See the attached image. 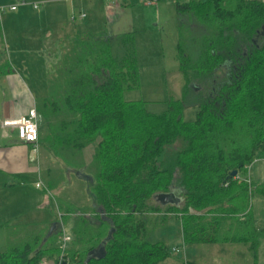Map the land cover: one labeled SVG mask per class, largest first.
<instances>
[{
	"label": "trees",
	"instance_id": "1",
	"mask_svg": "<svg viewBox=\"0 0 264 264\" xmlns=\"http://www.w3.org/2000/svg\"><path fill=\"white\" fill-rule=\"evenodd\" d=\"M174 10L184 87L182 100L170 101L160 114L148 112L144 102L122 99L138 84L132 51L122 44L130 35L68 39L45 80V94L35 99L45 132L39 143L88 181L93 216L84 209L61 211L65 204L58 197L60 221L75 215L69 248L60 254L61 222L55 221L50 236H33L0 253V264L162 262L169 251L145 240L140 217L156 211L148 201L166 193L179 199L167 211L179 222L183 245L242 244L255 264L264 228L255 226L247 204L252 197L264 199V182L242 174L264 158V2L175 0ZM9 71L2 62L0 75ZM188 95L197 108L184 120ZM93 144L83 168L79 154ZM231 172L236 175L229 177ZM101 245L102 254H89Z\"/></svg>",
	"mask_w": 264,
	"mask_h": 264
},
{
	"label": "rangeland",
	"instance_id": "2",
	"mask_svg": "<svg viewBox=\"0 0 264 264\" xmlns=\"http://www.w3.org/2000/svg\"><path fill=\"white\" fill-rule=\"evenodd\" d=\"M19 1L0 0V8L3 9L0 13V33L2 35L3 29L5 31L7 30L5 18L10 14L8 7L10 4L17 5ZM24 1L27 4L25 6L31 7V0ZM70 1L53 0L50 4V7L54 9L56 18L64 23L66 22L68 25L72 16V12L68 8ZM86 2L93 3L92 6L90 4L89 8H97L98 10L96 14L87 12V18L82 21L90 25V32L97 35L105 32L112 38H121L125 35H130L127 41L128 43L125 44L123 40L122 44L132 51L138 71V84L134 90L124 91L122 93V99L125 101L144 102L146 110L153 114L163 113L167 109L170 101H181L184 81L178 72L176 61L177 15L174 10L175 0H157L156 4L151 6L143 5L140 0H116L118 8L117 10L112 9L111 12L117 18L112 23L105 24L104 26L102 24L107 21L104 5L106 4L109 8L113 6L107 0H86ZM98 2L103 3V6L99 7ZM178 2L181 3L182 1L178 0ZM43 5V3L40 4L38 8H42ZM79 10L80 13H85L83 12L85 9L79 8ZM77 12L75 11L73 13L75 23H79L80 21V19L78 21L76 18L79 14ZM192 28L195 30V25ZM58 30L59 28L56 25L50 29L54 37L50 40L49 44L54 45L52 51L45 53V55H49L48 59L41 58L34 53L27 54L25 58L26 64L34 69V71L29 72L24 77L25 79L28 77L29 80H35L33 82L34 88H32L35 99L41 98L45 94V82L41 81L42 73H40V70H44L45 64L48 62L51 67L56 66L55 63L60 57L62 50L68 45V38H61L60 35H56L55 32H58ZM216 75L218 77L221 76L220 72L216 73ZM194 100L195 97L193 95L185 97V103L182 104L181 108V114L184 120L193 118V113L197 108L193 104ZM38 125L39 140H41L45 132L40 121H38ZM93 149L94 144L85 147L80 152L79 161L83 168H86L91 162ZM32 155L34 161L30 165L37 167L38 177L36 174L28 176L25 180L26 192L16 193L17 196L21 195L24 208L35 204L34 201L39 202V199L43 202V198H45L48 203L47 207L41 212L35 209L31 212L48 219L52 217V219L61 222L64 218L62 217L61 221L58 218L54 201L59 197L60 199L63 198L62 200L65 204L61 208V211L64 208L70 212L84 209L87 212L85 216H93L92 211H90L91 200L87 196L90 189L88 181L84 180L82 175H75V170L65 168L40 143L38 144L37 152ZM255 167L264 169V160L260 159L255 161L251 170L246 171L242 176L252 179L253 175H251V171ZM81 171L89 175L85 170ZM38 181H40L42 187L37 190L34 189V183ZM252 182L255 183L254 179H252ZM175 197L178 198V196ZM15 199L16 196L13 195L12 202ZM148 205L156 211L140 217L145 222L144 238L148 242H160L164 244L170 255L169 258L157 264L189 263H185V261H190L191 264H253L247 247L242 244L183 245L179 222L174 218L173 213L167 211L170 205H161L154 198L148 201ZM247 210L255 226L259 229L263 228L264 201L255 199L254 197L248 199ZM97 212L102 214L98 209ZM163 215L165 217L164 222L160 219ZM63 216L66 217V215ZM74 217V214H70L66 222L72 223ZM61 235L62 237L72 238L69 224L61 222ZM4 236H6L4 233L0 235V252L7 251L9 248L7 242L4 240ZM68 245L69 242H66L65 247H61L60 254L69 248ZM174 248L178 250L177 253L172 252ZM256 257L255 264H264V240L260 241L256 251ZM42 261L50 264L54 260L44 259ZM71 264L76 263L72 262Z\"/></svg>",
	"mask_w": 264,
	"mask_h": 264
},
{
	"label": "crops",
	"instance_id": "3",
	"mask_svg": "<svg viewBox=\"0 0 264 264\" xmlns=\"http://www.w3.org/2000/svg\"><path fill=\"white\" fill-rule=\"evenodd\" d=\"M30 2L43 3L44 5L40 9L19 6L15 11H9L12 15L9 14L5 18L7 30L3 29V35L0 33V64L6 61L10 68L8 73L0 75V235L3 233L6 235L3 238L9 246L8 249L27 241L29 237L47 232L52 223L59 221L52 219V217L48 219L31 212L33 209L39 210V212L44 210L48 204L45 198H43V202L39 199V202L34 201L35 204L24 208L21 195H16L17 192H26L25 180L33 174L38 177V169L30 165L34 161L30 146L19 142L15 131L1 126L2 121L22 117L29 108L35 107V95L32 92L35 80H29L28 77L25 79L24 77L34 69L26 64L25 58L27 54L34 53L41 58L48 59L49 55H45V53L53 49L54 44H49V42L54 37L50 31L54 25L58 26L59 30L55 33L60 35L61 38L69 39L77 34H93L90 32V25L82 21L87 18V12L95 14L98 12L97 8H89L90 4L92 6L93 3H88L86 0H71L68 8L72 15L75 11L80 13L79 8L85 9L83 10L85 13L80 21L77 19L79 23H75V20L71 21L70 19L68 25L56 18L54 9L50 7L53 0H31ZM97 4L99 7L103 6L101 2ZM104 6L107 21L102 24L103 26L116 20L117 16L111 10H117L118 8V6L109 8L106 4ZM102 33L106 34L105 32L100 34ZM45 65L44 70H40L42 82H45L50 71L54 69L49 62ZM255 161L257 160H254L253 163ZM253 163L247 168V171L251 170ZM251 175H253L252 179H254L255 184L264 182V169L255 167L251 171ZM252 179L250 178L251 181ZM36 184L40 185L39 188L42 187V184L38 181L34 183V189H39L35 187ZM13 195L16 196V199L12 202ZM255 199L264 201L262 198ZM58 218L60 219L59 214ZM66 223L70 225L71 229L72 223ZM59 225L61 227V224ZM187 262L191 263L185 261V263Z\"/></svg>",
	"mask_w": 264,
	"mask_h": 264
},
{
	"label": "built area",
	"instance_id": "4",
	"mask_svg": "<svg viewBox=\"0 0 264 264\" xmlns=\"http://www.w3.org/2000/svg\"><path fill=\"white\" fill-rule=\"evenodd\" d=\"M110 5H112L113 7L117 6L116 4V0H107ZM142 2L143 5L145 6H151V5H155L157 0H140ZM182 2H200L203 0H180ZM245 1H249V2H264V0H245ZM25 6L27 5L26 2L24 0H20L18 2L17 5H12L8 7V11H15L17 6ZM40 4L38 3H32L30 4L32 9H37L38 6ZM2 8H0V13L2 12ZM84 17V14L79 13L78 16H76L77 19H82ZM75 17L72 15L71 16V21H74ZM1 126L4 128H8L11 129L13 131H15V135L16 138L19 142L25 144V145H29L31 148V152L32 154H35L37 152V148H38V144H39V140H38V117H37V113H36V109L35 107H31L27 110L26 114L22 117H19L17 119L14 120H4L1 123ZM248 168V167H247ZM249 180H247L248 183ZM39 184H36L35 187L39 188ZM69 242V238L68 237H62V241H61V247L64 248L65 247V243ZM177 249L174 248L172 249V252L177 253ZM40 264H48L45 261H42ZM50 264H67L62 263L61 260H58L57 263H50Z\"/></svg>",
	"mask_w": 264,
	"mask_h": 264
},
{
	"label": "water",
	"instance_id": "5",
	"mask_svg": "<svg viewBox=\"0 0 264 264\" xmlns=\"http://www.w3.org/2000/svg\"><path fill=\"white\" fill-rule=\"evenodd\" d=\"M263 35V33H262ZM78 173H76L77 175ZM236 173L235 172H231L230 173V176L229 177H232V176H235ZM228 177V178H229ZM154 199L159 202L161 205H164V204H169V205H174L176 206L178 203H179V199L176 198L173 194L171 193H166V194H159V195H156L154 197ZM56 223H52L46 233V237L50 236L52 234V232L55 230V225ZM111 230L109 231V233L107 234V238L105 239V241H107L109 238H110V235H111ZM45 238L42 239V242L41 244H43L45 242ZM102 245L97 249V250H94V251H91L89 254L92 256L94 254H98V253H103V249H102ZM85 264V263H84Z\"/></svg>",
	"mask_w": 264,
	"mask_h": 264
}]
</instances>
